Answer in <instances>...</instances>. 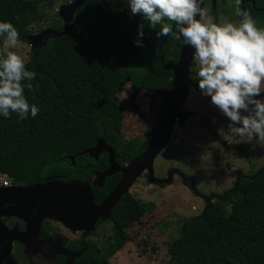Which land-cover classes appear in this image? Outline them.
I'll return each mask as SVG.
<instances>
[{
	"label": "trees",
	"instance_id": "trees-1",
	"mask_svg": "<svg viewBox=\"0 0 264 264\" xmlns=\"http://www.w3.org/2000/svg\"><path fill=\"white\" fill-rule=\"evenodd\" d=\"M56 3L0 0V22H11L19 32V42L27 43L32 26L44 19L41 10ZM256 4L264 8V0H256ZM246 11L264 28L262 10ZM74 22L66 35H45L25 64L37 75L31 81L32 91L27 88L29 81H22L24 95L40 109L39 114L23 120L16 113L10 118L0 115V175L7 174L15 183L44 177L89 181L93 169L107 164L80 154L96 146L100 138L116 151L118 163L132 162L157 134L171 104L164 100L146 139L123 138L125 112L118 95L126 83L131 82L133 95L145 91L153 108L161 98L153 101L152 95L173 85L174 73L165 67L178 63L182 46L173 22L165 21L172 23L174 35L157 38L159 26L152 29L141 15H132L128 0H86ZM141 23L143 37L138 33ZM53 28L63 32L62 20H56ZM138 38L142 47L135 43ZM71 157L76 158L75 164ZM117 178H109L102 193L95 192L97 203L113 189ZM144 213L133 195L123 196L109 219L113 234L100 247L95 243L94 264H110L129 241L125 230ZM169 254L173 264H264V166L252 176L241 175L233 192L206 207L201 216L184 219L181 235L170 243Z\"/></svg>",
	"mask_w": 264,
	"mask_h": 264
},
{
	"label": "rangeland",
	"instance_id": "rangeland-1",
	"mask_svg": "<svg viewBox=\"0 0 264 264\" xmlns=\"http://www.w3.org/2000/svg\"><path fill=\"white\" fill-rule=\"evenodd\" d=\"M71 3L73 1L65 3L64 0H57L54 7L42 9L44 19L32 26L31 37L38 38L49 30L55 31L53 26L58 19L64 26L61 12ZM207 12L214 22H220L221 16L215 18L211 15L212 9ZM224 18L229 22L240 19L236 13L234 19ZM256 23L261 27L258 21ZM3 39H0V49ZM35 49L32 42H19L16 48L10 50L20 55L26 64ZM197 71L198 67L193 63L191 92L185 104L186 110L194 112V115L184 127L177 126L169 145L157 157L154 168L156 177L160 179H167L171 170H180L196 181V190L201 195L211 198L212 193L221 196L233 189L241 175L252 176L264 166V141L256 138L248 141L247 137L235 134L225 135L230 121L212 105L210 97L202 94ZM133 91L131 82H127L118 95L125 112L122 135L129 141L137 138L144 140L165 99L161 98L153 108L145 91L141 90L136 95ZM257 98L264 100V92ZM183 182L176 175L174 182L165 187L152 184L144 177L134 184L130 194L143 205L145 213L125 230L129 241L110 259V264H173L169 254L170 243L180 237L184 219L201 216L206 207L205 200ZM215 195L212 204L219 201L214 198ZM220 211L224 213L225 208L221 207ZM112 234V223H101L94 235L95 243L100 245ZM17 240H21L19 235H16Z\"/></svg>",
	"mask_w": 264,
	"mask_h": 264
},
{
	"label": "clouds",
	"instance_id": "clouds-1",
	"mask_svg": "<svg viewBox=\"0 0 264 264\" xmlns=\"http://www.w3.org/2000/svg\"><path fill=\"white\" fill-rule=\"evenodd\" d=\"M238 22L224 17L216 23L201 7L203 0H128L132 15H141L150 28L159 30L157 38L174 35L172 23L185 46L194 49L192 59L198 67L197 80L202 94L230 121L225 135L235 134L264 141V28L258 27L251 14L243 10L242 0H235ZM199 16V19L196 17ZM144 24L138 28L143 37ZM0 115L16 113L23 120L35 118L40 109L24 95L25 85L34 90L35 71L25 67L24 59L14 49L19 32L11 22H0ZM137 46H143L138 38ZM38 87V86H37ZM247 113V114H242Z\"/></svg>",
	"mask_w": 264,
	"mask_h": 264
},
{
	"label": "water",
	"instance_id": "water-1",
	"mask_svg": "<svg viewBox=\"0 0 264 264\" xmlns=\"http://www.w3.org/2000/svg\"><path fill=\"white\" fill-rule=\"evenodd\" d=\"M86 0H76L67 6L61 13L64 20V30L61 33L49 30L46 34L38 38H29L35 46L45 37V35L53 34L54 36H63L68 34L71 27L75 25L74 16L76 11L85 4ZM201 7H205L204 0ZM199 19V16L196 17ZM182 40L181 52L178 63H169L166 69H171L174 73L173 85L170 89L157 90L152 95V100L164 98L170 101V106L161 119L160 127L157 134L148 144L145 151L129 166L119 168L115 160V151L109 146L103 138H100L96 146L85 150L80 155H89L98 158L103 151H107L110 155V168L102 175L105 178L108 175H113L115 172L122 173V179L100 204L96 203L95 196L90 185L82 184L78 181L69 183L60 180H50L45 184H36L30 187L21 188L15 187L14 190L20 191L26 197L34 196L40 203L39 211L30 218L33 228L29 239L30 254L40 261L44 259L53 261V257L42 252L39 248L38 233L40 231L41 221L45 219L57 221L63 224L66 228L74 231L91 232L96 230V225L100 220L110 219L112 212L124 195L129 194L130 190L137 180L145 173H148V181L152 184L169 185L174 182V176H180L185 183H189L191 190L200 195L207 207L212 206V197L208 198L201 195L195 187L196 181L192 178H187L180 170H171L167 179L157 178L155 175L154 163L162 151L169 145L174 132L179 127H184L187 120L194 115V112H188L185 104L191 92V69L193 66L192 55L194 49L185 46ZM74 157L70 160L75 164ZM225 197V196H224ZM205 212V210H204ZM203 212V213H204ZM197 218V217H196ZM14 237L10 231L0 220V264H4L11 259L12 246ZM69 254L70 251L66 250ZM72 258L68 259L67 264H73Z\"/></svg>",
	"mask_w": 264,
	"mask_h": 264
},
{
	"label": "flooded vegetation",
	"instance_id": "flooded-vegetation-1",
	"mask_svg": "<svg viewBox=\"0 0 264 264\" xmlns=\"http://www.w3.org/2000/svg\"><path fill=\"white\" fill-rule=\"evenodd\" d=\"M204 4H205L204 8H206L207 10L212 9L211 15H214L215 18L221 16L226 18L233 17L231 19H234V13H236L235 0H204ZM240 7L243 10H246L247 8H251L256 11L262 10V12H264V8L257 7L256 0H242ZM255 21L259 22V20L256 19ZM91 158H93L95 162H100L101 160H105L107 166L105 168H100V170L98 168L93 169V171L91 172V179L86 183L84 182L82 184L90 185L93 194L95 196L96 191L102 193L107 189V181L109 178L117 176L118 178L116 179V184L113 187L114 189L122 179L123 175L121 172H115L113 175H108L105 178H102V175L106 173L110 168L109 153L107 151H103L98 158L95 157H91ZM115 160H116V151H115ZM116 162L119 168H125L129 166L131 163L130 162L125 164H120L118 163L117 160ZM142 177L147 178L148 180V173L145 172L138 180H141ZM178 177L181 178L180 176ZM186 177L191 178L188 177L187 175ZM49 178L51 177H44V179H36L31 183H15L13 181V183L10 186H5V187L0 186V220L5 225V227H7V229L10 231L11 235L13 237L15 235V239L13 240L11 259L6 261L4 264H67L69 258H72L73 264H94L93 262V252L95 246L94 235L101 223L103 222L111 223L109 219L100 220L96 225V230L91 232L74 231L69 228H66L63 224L57 221L45 219L41 221L40 231L38 233L37 240L39 241L40 244L38 249H41L42 252L52 256L53 261H47L45 259L43 261H40L37 257L34 258L30 254L31 247H30V242H28V239L33 231L30 218L36 213H38L40 203L35 198H33L34 196L26 197L25 195L20 193V191L14 190V188L15 187L26 188L36 184H45L50 180H55L53 178L52 179ZM58 178H59L58 180L65 183L71 182L69 180H65V178L64 179H61L60 177ZM161 179L164 180L165 178H161ZM186 184L187 186H190L189 183ZM155 185L161 186L160 184H155ZM112 190L108 193V195L112 192ZM233 190L234 187L233 189L225 192L221 196L219 195L216 196L214 193L210 194V196L215 195L214 198H216L217 200H223L224 196L226 197L227 193L233 192ZM107 196L100 203H102L107 198ZM206 207H207V203H206ZM16 235H19V237H21V240L16 241ZM110 237L111 236H109L107 240L110 239ZM25 238H28L27 241L25 240ZM101 245L102 244H100L99 247ZM66 250L70 251L72 254H69ZM85 253H87V260L83 261V256Z\"/></svg>",
	"mask_w": 264,
	"mask_h": 264
},
{
	"label": "built area",
	"instance_id": "built-area-1",
	"mask_svg": "<svg viewBox=\"0 0 264 264\" xmlns=\"http://www.w3.org/2000/svg\"><path fill=\"white\" fill-rule=\"evenodd\" d=\"M13 183V179L8 175L0 176V186H10Z\"/></svg>",
	"mask_w": 264,
	"mask_h": 264
},
{
	"label": "crops",
	"instance_id": "crops-1",
	"mask_svg": "<svg viewBox=\"0 0 264 264\" xmlns=\"http://www.w3.org/2000/svg\"><path fill=\"white\" fill-rule=\"evenodd\" d=\"M4 175H7V174H4ZM1 176V175H0Z\"/></svg>",
	"mask_w": 264,
	"mask_h": 264
}]
</instances>
